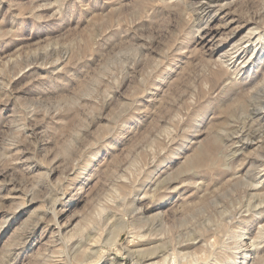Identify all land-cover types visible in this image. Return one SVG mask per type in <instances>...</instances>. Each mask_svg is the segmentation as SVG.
Here are the masks:
<instances>
[{"label":"rangeland","instance_id":"1","mask_svg":"<svg viewBox=\"0 0 264 264\" xmlns=\"http://www.w3.org/2000/svg\"><path fill=\"white\" fill-rule=\"evenodd\" d=\"M94 243L264 264V0H0V264Z\"/></svg>","mask_w":264,"mask_h":264},{"label":"bare ground","instance_id":"2","mask_svg":"<svg viewBox=\"0 0 264 264\" xmlns=\"http://www.w3.org/2000/svg\"><path fill=\"white\" fill-rule=\"evenodd\" d=\"M205 2V1H204ZM203 2V4H204ZM203 4H201L203 6ZM207 4V3H206ZM195 5V4H194ZM208 5V4H207ZM206 5V6H207ZM212 5V3H211ZM253 34V33H252ZM244 40V39H243ZM241 42V41H239ZM238 42V43H239ZM237 43V44H238ZM241 44V43H240ZM234 47V46H233ZM233 47L231 49H233ZM239 50V49H238ZM233 55V54H232ZM248 61V60H247ZM223 63V62H222ZM242 65V64H241ZM196 172V171H195ZM255 183V182H254ZM260 183V182H259ZM69 237V236H68ZM240 243V242H239ZM97 244H92L91 247H88L85 254H83V256L80 258V260L78 261L79 264H95L96 262H98V260L100 261V258L104 256V251L100 250L99 247L96 246ZM115 245V244H114ZM94 246V247H93ZM96 247V248H95ZM158 248V247H157ZM113 251V250H112ZM125 252V251H124ZM73 254V253H72ZM244 254V253H243ZM164 260V259H163ZM77 263V264H78ZM146 263V262H145ZM144 263V264H145ZM70 264H73L70 262ZM148 264H158L157 262H149Z\"/></svg>","mask_w":264,"mask_h":264}]
</instances>
